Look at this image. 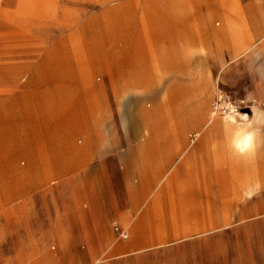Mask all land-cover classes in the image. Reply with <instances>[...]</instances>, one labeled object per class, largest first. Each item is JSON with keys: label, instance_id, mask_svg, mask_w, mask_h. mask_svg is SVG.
I'll list each match as a JSON object with an SVG mask.
<instances>
[{"label": "rangeland", "instance_id": "obj_1", "mask_svg": "<svg viewBox=\"0 0 264 264\" xmlns=\"http://www.w3.org/2000/svg\"><path fill=\"white\" fill-rule=\"evenodd\" d=\"M263 28L264 0H49L32 39L0 53L13 66L0 82V264H264V148L222 154L226 169L181 168L215 100L188 74L211 76L238 113L252 112L250 95L261 97L255 83L264 82ZM178 34L190 51L180 76ZM67 137L79 147L115 140L122 151L162 152L145 199L128 196L126 221L115 217L87 240L58 234L44 204L59 177L48 151ZM96 182L107 192L118 179ZM37 226L54 231L44 247L26 235ZM137 226L156 233L118 250Z\"/></svg>", "mask_w": 264, "mask_h": 264}, {"label": "crops", "instance_id": "obj_2", "mask_svg": "<svg viewBox=\"0 0 264 264\" xmlns=\"http://www.w3.org/2000/svg\"><path fill=\"white\" fill-rule=\"evenodd\" d=\"M256 127L261 129V131L257 129V132L264 133V127ZM220 138V135L215 136V139ZM62 140L63 145L48 151V170L56 171L59 177L58 183L53 186L49 195L44 196V204L51 222L58 224L60 230L58 234L64 232L79 234L85 236L87 240V236L101 233L98 228L107 226L113 218L126 219L130 211L128 196L137 195V202L145 199L146 187L157 179L156 168L161 163L162 152L159 147L145 146H129L122 151L120 143L115 140L106 146H98L96 142V145L91 142L89 146L82 147L74 144L73 137ZM198 146L191 152H196L200 161L191 164L201 165V169L204 170L226 169L225 163L222 162L210 164L212 156L216 154L215 150ZM222 154L224 152L218 151L217 155L223 157ZM122 166L126 170L121 171ZM73 171L79 173L68 174ZM99 175L107 181L105 185L110 184L111 178L118 179V182L113 188L110 184L107 192L102 191L96 182ZM49 176L51 175L48 174L47 177ZM135 178L138 182L133 185ZM136 185L140 186L139 189H136ZM92 195L96 197L92 198ZM74 225L77 231L74 230ZM131 230L145 236L156 233L142 226L133 227ZM53 234L54 231H46L38 226L26 230V235L33 236L32 239L38 240L42 247L48 236ZM91 247L93 249L92 244L88 243L87 249L91 250Z\"/></svg>", "mask_w": 264, "mask_h": 264}, {"label": "bare ground", "instance_id": "obj_3", "mask_svg": "<svg viewBox=\"0 0 264 264\" xmlns=\"http://www.w3.org/2000/svg\"><path fill=\"white\" fill-rule=\"evenodd\" d=\"M48 1L49 0H0V53L8 51L11 48H13L14 44L18 41H30L32 39V36H34L33 28L35 26H38L39 22H41L44 19V9ZM183 37L184 36L182 34H178L174 36V42L176 44L175 65L178 72L177 75L179 76L183 74V68L185 65H187V56L190 53L188 47H185V44H183L184 43ZM186 37L189 38V36ZM184 41L188 42L187 39H185ZM257 41H259V48L261 50H264V28L259 32ZM185 51L186 54L182 55ZM246 51L250 52L251 47H248ZM9 68H13L12 63H4L1 61L0 58V82L4 81V73L2 72L3 69H9ZM188 75H189V80L195 86L206 85L207 88L212 89V92H214L215 95V100L214 103L212 104V108L208 112L209 118L207 124L202 127L200 123L201 121H198V123L194 125L197 128V130L192 134L193 137L192 142L195 143L196 141H198V145H200V147L203 148L207 147V148H211L212 150H218L227 153L229 155H233L232 153L229 152L227 148L225 120L226 119L230 120L232 118L233 113L231 112V109L233 108L236 110L237 121H239L238 114L241 113H246L248 115V119L253 120V113L252 112L238 113L236 106L232 105L227 101V94L222 89L216 86V83L213 82L211 76L202 75L199 77H194L193 75L191 76L190 74ZM179 79L182 78L180 77ZM33 81L30 80L29 82L31 83ZM176 85H177V98L178 100H180L179 102L182 103L185 98L184 93L182 91L183 83L181 80H177ZM255 86H256L255 88L259 90L261 97L258 98L253 94L250 95V99H252L251 102L252 107H255L257 109V114H256L257 119H264V116H262V114H264V82L259 81L255 83ZM200 105L203 106V101H201ZM255 126H260L263 128L264 124H259V125L254 124V127ZM259 131L258 132L256 131L254 151L248 156L256 154L259 149L264 147V136L261 135ZM218 135H220L221 138L215 139V136L218 137ZM210 153H211L210 155H212V152ZM219 158L221 157L220 156L212 157L210 164L220 163L221 159ZM229 158L232 159L231 157ZM227 159L228 158L226 156V160ZM199 161L200 159L198 154H196V152L194 153L190 152L189 155L185 157V160L183 161L181 168H187V166H189L188 164L198 163ZM42 162L43 160L41 161V163ZM46 178H47V174L45 173L43 174L42 179L45 180ZM57 183L58 180H55L53 184H57ZM13 197H14V193L11 190L8 199H12ZM12 229H13L12 232L13 238L15 242H18V235L16 234L14 228ZM135 234H136L135 239H133L132 242L119 244L117 247L118 250H123L134 244H142L148 241L145 235H141L137 233ZM92 257H93V263L99 260L94 255H92ZM36 264H43V263L39 262Z\"/></svg>", "mask_w": 264, "mask_h": 264}, {"label": "clouds", "instance_id": "obj_4", "mask_svg": "<svg viewBox=\"0 0 264 264\" xmlns=\"http://www.w3.org/2000/svg\"><path fill=\"white\" fill-rule=\"evenodd\" d=\"M231 112L232 118L225 120L227 148L235 156L247 157L255 148L257 129L254 128V124H264V119H257L255 107L252 108L253 120H249L246 113H241L238 114L239 121H237L236 110L233 108Z\"/></svg>", "mask_w": 264, "mask_h": 264}, {"label": "built area", "instance_id": "obj_5", "mask_svg": "<svg viewBox=\"0 0 264 264\" xmlns=\"http://www.w3.org/2000/svg\"><path fill=\"white\" fill-rule=\"evenodd\" d=\"M117 230H119V228H117ZM122 236H123L124 238H127V237H128V235H127V234H124V233H122Z\"/></svg>", "mask_w": 264, "mask_h": 264}]
</instances>
